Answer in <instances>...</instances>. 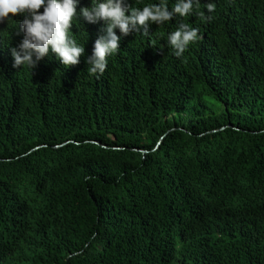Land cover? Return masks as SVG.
Returning <instances> with one entry per match:
<instances>
[{"label":"trees","instance_id":"1","mask_svg":"<svg viewBox=\"0 0 264 264\" xmlns=\"http://www.w3.org/2000/svg\"><path fill=\"white\" fill-rule=\"evenodd\" d=\"M196 11L116 29L95 75L103 21L73 20L79 64L34 69L10 53L23 16L0 22V264H264V0ZM180 23L199 39L177 57Z\"/></svg>","mask_w":264,"mask_h":264},{"label":"clouds","instance_id":"2","mask_svg":"<svg viewBox=\"0 0 264 264\" xmlns=\"http://www.w3.org/2000/svg\"><path fill=\"white\" fill-rule=\"evenodd\" d=\"M79 0H0V22L17 15L23 16L19 22L16 35L23 38L16 47L10 49L14 68L27 65L34 69L38 62L50 52L64 67L79 64L85 48L70 35L74 19L81 17L91 24L104 22V35L94 42L93 52L87 57L90 74H103L107 67L108 57L120 49L121 36L133 32L149 35V25H161L175 16H190L194 12L211 23L213 17L205 16L198 11L200 0H176L169 10L167 0L146 4L141 8L132 7L127 0H91L90 7H80ZM208 13L215 11V3L205 4ZM41 9H43L41 11ZM11 14V15H10ZM143 30V31H141ZM199 29L189 23H180L176 30L168 34L167 43L174 55L183 56L190 44L198 39Z\"/></svg>","mask_w":264,"mask_h":264}]
</instances>
